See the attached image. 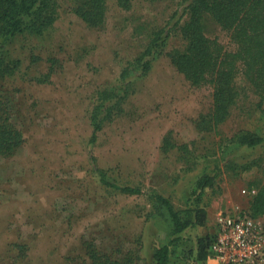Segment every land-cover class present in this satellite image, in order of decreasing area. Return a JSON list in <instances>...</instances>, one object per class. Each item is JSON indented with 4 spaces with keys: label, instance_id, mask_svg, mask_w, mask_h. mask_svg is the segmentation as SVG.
<instances>
[{
    "label": "rangeland",
    "instance_id": "rangeland-1",
    "mask_svg": "<svg viewBox=\"0 0 264 264\" xmlns=\"http://www.w3.org/2000/svg\"><path fill=\"white\" fill-rule=\"evenodd\" d=\"M50 1L39 17L52 22L38 29L28 19L3 49L17 68L0 79V97L22 142L0 154V264H95L90 247L117 264H152L154 248L172 237L155 193L175 209L206 211L171 257L195 264L197 238L214 232L220 212L249 213L250 182L264 180V140H234L240 129L264 138V107L239 76L228 118L216 129L200 124L212 111L211 87L188 82L166 55L185 46L178 26L187 0H130L128 9L107 0L99 26L74 13L75 0ZM202 24L234 49L211 17ZM162 28L160 54L143 71L135 58ZM92 114L102 122L95 139ZM97 168L142 192L101 184ZM204 175L213 181L200 191Z\"/></svg>",
    "mask_w": 264,
    "mask_h": 264
},
{
    "label": "trees",
    "instance_id": "trees-1",
    "mask_svg": "<svg viewBox=\"0 0 264 264\" xmlns=\"http://www.w3.org/2000/svg\"><path fill=\"white\" fill-rule=\"evenodd\" d=\"M115 1L123 9L131 5L130 0ZM106 3L107 0H75L74 13L87 25L99 26L105 19ZM50 7V0H0V79L12 74L17 68L16 62L4 59V47L24 29L28 19H35L38 29L50 24L54 19L52 14L39 17ZM53 10L51 12L54 14ZM182 15L186 19L178 26V30L185 40V46L171 49L166 55L188 82L211 87L212 111L200 119V124L206 129H216L228 118L231 107L240 95L236 82L239 76L258 97L257 106L264 107V0H187ZM204 16L211 17L229 34L234 49L225 48L216 38L204 33ZM167 35L163 28L154 32L146 49L135 58L134 62L143 71L160 54V47ZM104 117L107 118L108 114ZM91 119L92 139H95L102 122L98 114H92ZM234 140L238 146L254 147L260 145L264 138L256 131L240 129ZM21 142L22 135L14 127L6 103L0 97V154L12 153ZM95 171L98 181L107 187L130 195L142 192L139 187L110 180L103 169L97 168ZM212 181L211 176H201L197 181L198 189L203 190ZM250 186L256 191L249 201V214L258 217L264 214V180L254 179ZM152 195L165 210L172 233L169 240L154 248L152 264H171L174 247L182 238V233L190 227L202 225L206 211L203 208L175 209L168 198L156 193ZM210 241V234L197 238L193 256L195 261L205 259ZM88 254L95 264H117L92 247Z\"/></svg>",
    "mask_w": 264,
    "mask_h": 264
},
{
    "label": "built area",
    "instance_id": "built-area-1",
    "mask_svg": "<svg viewBox=\"0 0 264 264\" xmlns=\"http://www.w3.org/2000/svg\"><path fill=\"white\" fill-rule=\"evenodd\" d=\"M205 259L195 264H264V216L220 212Z\"/></svg>",
    "mask_w": 264,
    "mask_h": 264
}]
</instances>
